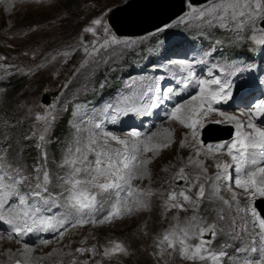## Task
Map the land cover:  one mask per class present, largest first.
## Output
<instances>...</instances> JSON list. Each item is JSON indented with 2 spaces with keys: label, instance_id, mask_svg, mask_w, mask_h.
<instances>
[{
  "label": "snow or ice",
  "instance_id": "1",
  "mask_svg": "<svg viewBox=\"0 0 264 264\" xmlns=\"http://www.w3.org/2000/svg\"><path fill=\"white\" fill-rule=\"evenodd\" d=\"M191 14L209 25H216L234 33L237 40L243 41L247 38L255 45L264 47V0H214L207 8H192ZM191 14L189 18H192ZM98 28L102 29L104 38L102 42L98 40L94 43L91 48L82 45L86 54L82 67L87 65L90 59H94L101 49H107L111 45L136 43L118 39L102 17L92 19L90 26L85 27L83 31L96 37ZM162 30L163 28L157 29ZM245 33L251 35L246 37ZM57 55L70 57L71 53L63 51ZM208 55L207 52L203 53V56ZM51 59L55 60L56 56H52ZM194 63H204V60L201 58L192 62L179 59L170 61L166 68L171 69L174 78L177 71L182 73L180 82L185 87L192 82L200 86L199 95L193 96L187 105L175 106L170 113L172 120L178 121L190 132L191 143L185 137L180 147L195 149L197 158L188 157L187 164L199 170L194 179L189 181L191 187L198 186V190L195 199L189 195L191 188L178 193L171 191L164 206L169 211L172 209L187 211L186 205H189L194 212H198L202 200L217 201L222 205L216 209L217 217L223 220L225 219L223 206L231 208L232 201H235L237 211L250 213L252 225L259 228L258 232H249V236L252 237L251 243L239 249L247 257L240 260L239 264H264V217L254 206L256 198L264 197V127L256 123L258 118H264V98L254 101L253 106L244 113L248 117L246 121L235 115L218 112L221 117L234 123L236 128L235 140L227 149V155L231 157L232 163L217 162L215 167L219 171L214 177L208 176V167L198 158L204 149L203 141L199 140L200 128L203 127L205 119L218 111L213 107L214 104L220 103L221 100L226 102L231 98L233 85L230 80L221 82L217 78L197 79ZM164 79L165 77L161 75L125 83L118 96L100 111L98 122H93L92 127L87 130L86 138L77 139L76 146L67 150L61 164V167L67 169L63 176L53 177L44 164H40L33 167L35 176L31 177L26 174L23 164L8 158L9 146L0 149V222L9 226V229H6L9 231V240L15 239L20 243L23 237L30 233L45 231L57 232L62 239L70 229L88 224H111L115 220L123 219L125 215L151 210V198L155 193L151 188L134 186L133 182L151 179L149 166L153 158L146 154L155 155L170 148L175 142V134L166 128L162 132L142 137L140 132L133 130L122 138L106 131L105 124H114L119 117L127 116L129 113L143 116L150 109L158 107L157 101L160 100L158 94L161 92V81ZM212 85L218 87L213 88ZM172 93L173 88L167 87L164 94ZM36 119L44 125L36 147L41 150V157L46 162L47 152L44 151L46 133L55 116L52 110H48L43 115H37ZM212 122L222 123L221 120ZM224 147V144L208 145L205 154L215 157L216 150ZM90 156L93 159H89ZM233 165L237 173L234 180L235 188L242 191L238 193L232 189L231 184H228L230 201L221 194L220 182L232 180L229 169ZM201 177L205 182L211 181L208 186L210 191L206 189L205 183L201 182ZM174 178L188 180L185 168L181 167ZM241 196L249 201L243 208L239 204ZM105 204H109L108 211L97 218V212L104 208ZM53 208H62L63 212L59 215L46 214L51 213ZM173 219L178 220V217ZM192 221L198 222L193 224ZM203 223V218L193 215L183 227L179 223L174 225L159 240V251L156 255L160 258L177 255L191 264H197L198 261L205 264L209 262L223 264V258L228 254L223 250L218 252L212 250L211 240L203 238L205 234L214 237L217 225L213 223L204 227ZM193 237H196L198 242L192 243ZM42 243L47 245L51 241L43 240ZM34 252L35 248L25 243L18 253L10 252L9 258L14 259V264H41L46 257H36ZM75 252L81 255L85 253L92 256L102 255L108 259L129 254L125 244L117 241H111L108 246H104L102 252H98L95 246L80 247ZM51 255L49 254V257ZM17 256L19 258H15ZM71 264H77L75 257Z\"/></svg>",
  "mask_w": 264,
  "mask_h": 264
},
{
  "label": "rangeland",
  "instance_id": "2",
  "mask_svg": "<svg viewBox=\"0 0 264 264\" xmlns=\"http://www.w3.org/2000/svg\"><path fill=\"white\" fill-rule=\"evenodd\" d=\"M127 1L129 0H122V3ZM213 2L201 6H192L187 2L185 13L178 19H185L187 21L186 23H196L199 19H196L195 15L191 14V9H204L209 7ZM59 3L60 0H0V57H3V59H0V83L3 84V81L7 83L12 77L17 75V77L24 80L23 83L26 85V91L15 100V104L17 105L16 108L10 112L8 111L6 114L0 115V149L8 146L7 142L9 137L7 134L10 133L13 128L17 130L23 128V126H30L32 124L39 132H42L44 125L42 122L37 121L36 116L43 115L48 110H52L55 116V119L49 126L48 132L54 128L57 129L58 125L63 122L67 109L73 101L86 96L89 91H94L99 83L102 84L104 83L103 81H107L108 79L106 76L110 75L117 64L123 61L126 62L127 59L131 60L133 57L137 56L136 52L133 50L134 47L143 42H147L156 34V32H153L144 36L119 37L111 29L112 33L115 34L118 39L136 41V43L129 45H111L107 49H101L94 59H90L88 64L82 67V61L85 59L86 55L82 45H87L91 48L94 43L98 40L102 42L104 38L101 28L97 29L96 37H93L89 33H85L83 29L90 26L91 20L95 18L102 17L105 23L108 24L107 15L114 7L108 8V4L96 6L95 3L91 2L83 5L87 18L81 22L79 21V30H76L78 25V20L76 18H66L64 15H58V11H62ZM190 14L192 18H189ZM171 17L173 16H170L167 21H169ZM67 20L68 23H66ZM249 35H251V33H245L246 37ZM221 39L225 40V37ZM245 41L249 42L251 45H255L254 42L247 38ZM163 47L172 52L176 48V44L165 43ZM226 48L227 47H225V50ZM142 50L143 49H141V51ZM227 50L242 55H254L242 41L238 42L237 47H230ZM63 51H69L71 56L64 57L62 55H57L58 52ZM152 51L155 50H151L150 48L146 50L147 54H149L148 61L144 64V69L146 71H148L150 66H152L153 70L158 69L164 63V59H160L159 61L156 59L158 55L162 54L160 52L151 53ZM54 55L56 59L52 60L51 57ZM202 57L203 55H194L192 52L189 56L179 59H187L194 62ZM175 60H177L176 54L169 53L168 63ZM238 67L239 65L235 66L233 64V66H229L228 68L235 69ZM195 68L196 63H194V70ZM102 72H105V75L102 76ZM204 73H206V71ZM180 77L181 73L177 72L175 79L179 80ZM173 78V75H169L168 80H173ZM146 79H149V73L144 71L130 78H123L121 74L118 75L115 81V86L118 91L111 98V101L122 91L125 83L132 80L139 81ZM164 82L165 80L161 81V84L164 85ZM46 89L60 91L58 101L54 107H46L41 104V97L43 91ZM4 94L5 90L0 88V104L4 101ZM177 94V92H173L171 96L158 94L160 96V100L157 101L158 105L162 102V105L156 107V109L160 111L159 114H157L159 120L155 121L153 119L149 122V135L162 132L163 129L166 128L170 129L172 126L171 130L174 134L176 133L174 136L175 142L170 148L163 150L159 154H146L153 158V162L149 166L151 170V179L133 182L134 186L151 188L155 193L151 198V210L140 211L134 215H125L123 219L115 220L111 224H88L84 227L73 229L68 234L65 233L62 239L59 238L58 234L57 239H55L56 241L47 245H30L35 248L34 255L36 257H46L41 264H71L74 257L77 260V264H85L86 261L88 264H191V262L184 261L177 255L160 258L156 253L159 251L158 243L159 240L162 239V236L177 223L183 227L185 222H188L193 215L203 218L204 227L213 223L217 225V231L214 237L210 234H205L203 237L206 240H211V248L214 251L218 252L230 248L235 253L240 254L242 252H240L239 249L251 243L252 237L249 236V232H258L259 228L258 226L254 227L252 225L250 217L245 212L237 211L235 201H232L231 208L226 205L223 206L225 209L223 213L225 219L223 220L217 217L216 209L222 206L217 201H210L208 199L202 200L199 204L198 212H194L189 205H186L188 208L187 211H182L180 209H172L169 211L164 206L168 194L171 191H176L178 193L182 190L191 188L189 195H192L195 199V194L198 190V186L191 187L189 181L194 179L196 172L199 170L187 164L188 157L197 158L195 156V149L193 147H180L185 137H187L188 141L191 143L190 132L179 124V122H174V120L170 119L168 114L172 111L170 110L172 106H168L165 103V100L169 97L176 98ZM187 99L191 100L192 97L187 96L181 99L180 103ZM163 106L167 107L168 110L161 112ZM84 108V106L79 105L70 106L71 119L69 129L71 131L73 146L68 145L66 147L67 149H63L62 154L60 152L61 155L58 160L59 166L56 167V172H52L53 174L51 175L53 177L65 175L67 169L61 167V164L64 156L67 154V150L76 146L75 142L77 139L86 138L87 130L90 129L87 123H81L77 128L73 127L80 122V118H83V121L85 120L83 114ZM152 109L141 116L144 129L148 127V123L143 122L144 119L155 115L151 113L153 111ZM222 112L235 115L243 121H246L248 118L244 115L247 111L241 109ZM131 114L136 115L134 113H129L127 116L119 117L116 123H112L113 129L110 130V132L122 138L126 137L130 127H134L135 124ZM213 120H221L222 123L217 125L212 122ZM167 124L169 127H167ZM233 127H235L234 123L227 121L217 112L205 119L203 127L200 129H204V131L210 129L212 132L209 133V136L213 137L219 135L216 134V132L222 131V133H228L229 129ZM47 133V142L44 148L51 136H48ZM231 142L232 141H226L211 144L213 146L218 144L225 145L223 149L216 150V156L219 155V157L205 154L207 153L208 145H204V149L198 158L203 160L208 167V176L214 177L219 171L215 167L217 162L224 161L232 163L231 157L227 155V149ZM55 148L59 151L61 150V146ZM8 150L7 147L8 158L12 160V156H10ZM39 152L41 154L40 149ZM53 156L55 157L54 153L52 154V157ZM89 159H93V157L90 156ZM14 160L19 161L20 157H14ZM23 161L26 163L29 160L23 158ZM44 163L48 164V162ZM181 167L185 168V174L188 175V180H184L182 184H177L179 179H175L174 177ZM233 168H235V165H233ZM26 174L30 175L29 168H26ZM234 175L236 177L237 174ZM201 182L205 183L206 189H208V186L211 184V181L205 182L203 177H201ZM220 184L222 188L221 194L225 199L231 201V193L227 188L229 184L228 180H222ZM232 189L238 193L242 191L234 189L233 187ZM208 190L210 191V189ZM122 195H124V193H122ZM256 200L258 202H264V197H258ZM181 202H183L182 198ZM248 203L249 201L246 197L241 196L239 198L241 208ZM108 209L109 204H105L104 208L97 212V218L105 214ZM173 217H178V220L173 219ZM197 222L198 221H192L193 224ZM6 229H9V226L3 225V223L0 222V236H2V238H0V264H14V259L9 258V253H18V251H15L13 248L10 249L8 247L10 246L9 243L13 244L12 246H16V248L24 247V244L9 241V231H6ZM111 241L125 244L129 254L108 259L102 255L92 256L90 253L81 255L75 252L77 248L92 246H95L98 252H102L103 247L108 246ZM191 242L196 243L198 239L193 237ZM4 244L7 246L4 247ZM60 252L64 254H57ZM67 253H71V255ZM235 253L228 258L224 257L223 264H234V258H236L235 264H239V261L246 257V254L243 257H238ZM49 254L52 255L49 257ZM15 258L19 257L17 256ZM197 264H205V262L198 261Z\"/></svg>",
  "mask_w": 264,
  "mask_h": 264
},
{
  "label": "trees",
  "instance_id": "3",
  "mask_svg": "<svg viewBox=\"0 0 264 264\" xmlns=\"http://www.w3.org/2000/svg\"><path fill=\"white\" fill-rule=\"evenodd\" d=\"M89 2L95 3L96 6L108 4L109 7H107L112 8L116 7V5L118 6V4L120 5L122 3V0H60L59 5L61 6L62 11L58 9L60 10L58 11V15H64L66 18H76L78 20L76 30H79V23L87 18L83 5ZM66 23H68V20L66 21ZM227 36L229 35L227 34L219 38ZM101 75H105V72H102ZM108 76H106L107 79ZM23 81L24 80L17 77L16 75L12 77L7 83H4V81L3 84L0 83V88L5 90V94L3 96L4 101H2V103L0 104V115L6 114L8 111L10 112L14 108H16L17 105L15 104V100H17L18 97L26 91V85L25 83H23ZM70 106L71 105H69L67 109L63 122L58 125L57 129L54 128L47 133L48 136H51L48 139L47 145L45 146L47 152L46 162H48L52 172H56V167L59 166L58 160L60 159V155L63 153V149H67L66 147L68 145L73 146V142L71 140V131L67 124ZM33 133H35V135H33ZM40 134L41 132H39L38 129L32 124L30 126H23V128L17 130L16 128H13L10 133L7 134V136L9 137V140L7 142V145L9 146L8 151L10 152V156H12L13 162L18 161L14 160V157H20V160L18 162L23 164L26 168H29V170L31 171V177H33L32 169L34 166H37L39 164V160L45 162L41 157L39 148L36 147V145L39 143L38 137ZM26 137L28 138L26 139ZM57 146H61L60 151L55 148ZM53 153L55 157H52ZM23 158H26L29 161L24 163Z\"/></svg>",
  "mask_w": 264,
  "mask_h": 264
},
{
  "label": "water",
  "instance_id": "4",
  "mask_svg": "<svg viewBox=\"0 0 264 264\" xmlns=\"http://www.w3.org/2000/svg\"><path fill=\"white\" fill-rule=\"evenodd\" d=\"M143 1H146V0H129V1H127L121 5H118V6H116L110 10V12L107 15V21H108L109 26L111 27V29L115 32V34L117 36H119V37H126V36L136 37V36H144V35L150 33V32H146L148 30H144L140 33H137L140 35L130 36V35H128L129 33L126 32L127 29H126V26L124 23V20H125V18H127V15L131 16L133 13H135L136 9H138V8L140 9V8L144 7L145 5H148V4L144 3ZM151 1H155V3H157V4L160 3L159 0H151ZM213 1L214 0H180L179 9L177 10V12H175V14L172 15L173 17H171L172 19H169V21L174 20V19L180 17L182 14L185 13L187 2H189V4L192 6H201V5L207 4L209 2H213ZM128 7H132V9H127ZM143 32H146V33H143ZM59 93H60L59 90H56V91H52L50 89L44 90L42 97H41V104L43 106L54 107L57 103ZM229 134L230 133H228V135L217 136V137H213V138H205V139L207 142L219 141V140H223V139H228ZM182 183H184V180L179 179L177 181V184H182ZM262 203L263 202L259 201L258 207L260 208L262 215L264 216V208L262 207Z\"/></svg>",
  "mask_w": 264,
  "mask_h": 264
},
{
  "label": "bare ground",
  "instance_id": "5",
  "mask_svg": "<svg viewBox=\"0 0 264 264\" xmlns=\"http://www.w3.org/2000/svg\"><path fill=\"white\" fill-rule=\"evenodd\" d=\"M159 1H160V3H158V4L155 3V1H151V0L143 1L144 3H146L148 5H145L144 7L140 8V9L139 8L136 9L135 13H133L131 16L127 15V18H125L124 23H125V26L127 29L126 32L129 33L128 35H130V36L140 35L137 33H140L144 30H148L146 32H151V31H153V30H155V29H157V28H159V27H161V26H163V25H165L171 21L170 20L169 22L168 21L165 22L170 16H172L173 14H175V12H177V10L179 9L180 0H159ZM127 9H132V7H128ZM146 32H143V33H146ZM189 102L185 103L184 105H187ZM242 118H243V116H242ZM167 127H169L168 124H167ZM171 128H172V126H171ZM210 132H212L210 129H208V131L204 132L205 138L217 137V136L210 137L209 136ZM216 134H219L218 136H223L226 133H222V131H218V132H216ZM216 157H219V155ZM9 245L10 246H8V247L10 249L13 248L15 251L23 249V247L16 248V246H12L13 244H10V243H9ZM6 246L7 245L4 244V247H6Z\"/></svg>",
  "mask_w": 264,
  "mask_h": 264
}]
</instances>
